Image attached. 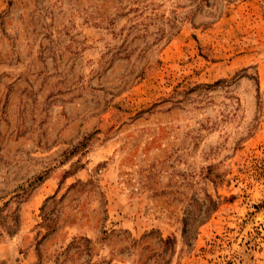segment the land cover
<instances>
[{
  "label": "rangeland",
  "instance_id": "rangeland-1",
  "mask_svg": "<svg viewBox=\"0 0 264 264\" xmlns=\"http://www.w3.org/2000/svg\"><path fill=\"white\" fill-rule=\"evenodd\" d=\"M0 264H264V0H0Z\"/></svg>",
  "mask_w": 264,
  "mask_h": 264
}]
</instances>
